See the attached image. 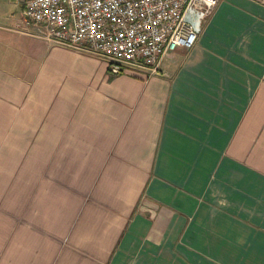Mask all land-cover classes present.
Listing matches in <instances>:
<instances>
[{
    "label": "crops",
    "instance_id": "obj_1",
    "mask_svg": "<svg viewBox=\"0 0 264 264\" xmlns=\"http://www.w3.org/2000/svg\"><path fill=\"white\" fill-rule=\"evenodd\" d=\"M190 19L118 74L0 24V264H264V0Z\"/></svg>",
    "mask_w": 264,
    "mask_h": 264
},
{
    "label": "built area",
    "instance_id": "obj_2",
    "mask_svg": "<svg viewBox=\"0 0 264 264\" xmlns=\"http://www.w3.org/2000/svg\"><path fill=\"white\" fill-rule=\"evenodd\" d=\"M219 0H18L22 18L50 42L90 52L111 74L155 71L161 56L190 49V16L206 18Z\"/></svg>",
    "mask_w": 264,
    "mask_h": 264
},
{
    "label": "rangeland",
    "instance_id": "obj_3",
    "mask_svg": "<svg viewBox=\"0 0 264 264\" xmlns=\"http://www.w3.org/2000/svg\"><path fill=\"white\" fill-rule=\"evenodd\" d=\"M21 19V6L18 4V0H0L1 25L12 26Z\"/></svg>",
    "mask_w": 264,
    "mask_h": 264
}]
</instances>
